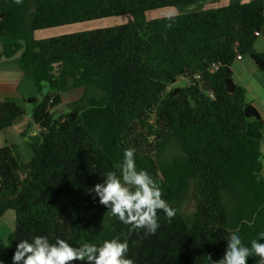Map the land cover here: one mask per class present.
<instances>
[{"label": "trees", "instance_id": "1", "mask_svg": "<svg viewBox=\"0 0 264 264\" xmlns=\"http://www.w3.org/2000/svg\"><path fill=\"white\" fill-rule=\"evenodd\" d=\"M220 0H0L2 58L16 60L36 95V135L25 131L33 157L16 144L0 149V219L16 213L8 238L12 260L21 239L57 237L73 246L100 245L128 236L135 264H209L223 257L232 231L245 246L264 232L262 139L264 120L246 101L232 66L249 57L264 72L255 45L264 32V0L204 10ZM197 10L143 21L163 8ZM135 21L106 29L37 40L35 32L117 16ZM180 79L188 84L176 87ZM49 88L47 94H43ZM84 90L58 117L64 92ZM26 115L0 102V131ZM175 136L183 154L162 161ZM134 148L138 170L147 171L172 204L169 220L158 211L155 235L130 231L90 190ZM194 189L195 210L178 204ZM264 243V239L260 240ZM258 258L249 257L248 264ZM81 264V262H76Z\"/></svg>", "mask_w": 264, "mask_h": 264}, {"label": "clouds", "instance_id": "2", "mask_svg": "<svg viewBox=\"0 0 264 264\" xmlns=\"http://www.w3.org/2000/svg\"><path fill=\"white\" fill-rule=\"evenodd\" d=\"M21 4L22 0H14ZM165 28H171L175 16L166 17ZM134 148L124 150L122 162L114 171L107 172L103 183H97L90 190L98 197L100 205L109 209L111 216L117 217L130 231L145 230V236L155 235L160 227L158 211H163L171 220L176 211L163 198V192L153 177L145 170H138ZM239 229L227 237L226 249L221 259L214 261L207 255L209 264H248L249 257L258 258L257 264H264V232L259 239H253L245 246ZM128 236L104 240L100 245L84 242L73 246L65 239L57 237L51 242L47 236H35L31 240L21 239L16 245L12 264H135L128 258ZM0 264H3L0 261Z\"/></svg>", "mask_w": 264, "mask_h": 264}, {"label": "crops", "instance_id": "3", "mask_svg": "<svg viewBox=\"0 0 264 264\" xmlns=\"http://www.w3.org/2000/svg\"><path fill=\"white\" fill-rule=\"evenodd\" d=\"M242 1L249 3L253 0ZM229 3L230 0L218 1V5H222L220 7L227 6ZM255 48L258 52L264 53V32L260 35ZM2 51L0 41V102L11 101L26 110L28 99L35 96L37 91L30 81L24 79V73L17 61L2 58ZM232 72L235 82L246 90V101L257 109L264 120V72L249 57L237 59L232 66ZM76 91L81 93L72 95ZM61 96L63 103H65L64 101L76 102L84 96V90L64 92ZM25 131L30 132V135H36L40 132V128L33 122L32 114L28 115L27 112L26 115L17 119L11 128L0 131V149L7 145L16 144L24 161L29 162L33 157V153L26 139L22 136ZM262 152V174L264 176V137L262 139ZM15 224L16 213L12 210H9L0 219V261L3 264H12L7 247L8 238L15 230Z\"/></svg>", "mask_w": 264, "mask_h": 264}, {"label": "rangeland", "instance_id": "4", "mask_svg": "<svg viewBox=\"0 0 264 264\" xmlns=\"http://www.w3.org/2000/svg\"><path fill=\"white\" fill-rule=\"evenodd\" d=\"M223 1V0H220ZM204 10L207 9H214L218 8L222 5H218V2L213 3L208 2L202 4ZM197 10V6H190L184 9L176 8V7H171V8H163L160 10H155V11H149L146 12L143 16V21L144 22H149L152 20L156 19H161V18H166L169 15H180L183 13H188L191 11ZM135 21V18L131 15H123V16H117V17H112V18H107V19H101V20H95L91 22H85V23H79V24H74V25H69V26H63V27H58V28H52V29H46L42 31L35 32L34 36L37 40H44V39H49V38H57V37H62L66 35H71V34H77V33H82V32H88V31H94V30H100V29H106L110 27H115V26H120V25H125L129 24ZM188 84V82L184 79H180L176 87H184ZM49 91V88H45L43 91L42 95H39V98L42 99L47 92ZM78 93H81L80 91L74 92L72 95H78ZM67 100V99H66ZM61 106H59L55 110V115L56 117L66 114L70 111L69 104L70 102L64 101ZM26 112L28 115L32 114V110L34 107L32 105H27L25 107ZM182 149L176 139L175 136L172 137L170 143L166 147L162 161L164 164H169L171 163L177 156L182 155ZM169 204V203H168ZM195 204H196V196L194 189L191 188L182 198V200L179 202L177 208L178 211L183 214L184 216H187L191 214L195 210ZM170 206L172 204H169Z\"/></svg>", "mask_w": 264, "mask_h": 264}, {"label": "built area", "instance_id": "5", "mask_svg": "<svg viewBox=\"0 0 264 264\" xmlns=\"http://www.w3.org/2000/svg\"><path fill=\"white\" fill-rule=\"evenodd\" d=\"M238 59L240 60V59H242V57H241V56H239V57H238Z\"/></svg>", "mask_w": 264, "mask_h": 264}]
</instances>
